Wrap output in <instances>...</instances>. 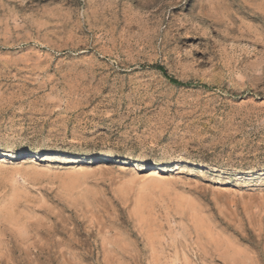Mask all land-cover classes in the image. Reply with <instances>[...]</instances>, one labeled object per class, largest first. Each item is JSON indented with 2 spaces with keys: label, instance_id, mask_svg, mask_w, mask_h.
Instances as JSON below:
<instances>
[{
  "label": "rangeland",
  "instance_id": "1",
  "mask_svg": "<svg viewBox=\"0 0 264 264\" xmlns=\"http://www.w3.org/2000/svg\"><path fill=\"white\" fill-rule=\"evenodd\" d=\"M0 152V264H264V0H0Z\"/></svg>",
  "mask_w": 264,
  "mask_h": 264
},
{
  "label": "trees",
  "instance_id": "2",
  "mask_svg": "<svg viewBox=\"0 0 264 264\" xmlns=\"http://www.w3.org/2000/svg\"><path fill=\"white\" fill-rule=\"evenodd\" d=\"M157 68H158L159 70H161V71L165 74V76H167V77L171 80V82H173L174 84H177V85H183V83H181L180 81H178V80H176V79L170 77V76L168 75V73L165 71L164 68H162V67H157Z\"/></svg>",
  "mask_w": 264,
  "mask_h": 264
},
{
  "label": "bare ground",
  "instance_id": "3",
  "mask_svg": "<svg viewBox=\"0 0 264 264\" xmlns=\"http://www.w3.org/2000/svg\"><path fill=\"white\" fill-rule=\"evenodd\" d=\"M10 154V153H9ZM8 155V154H7ZM0 157H5L4 153L0 152ZM46 157L45 160L46 161H49L51 158L50 157H47V156H44ZM73 160H67V163H72ZM155 169V168H154ZM150 170V169H149ZM153 170V169H152Z\"/></svg>",
  "mask_w": 264,
  "mask_h": 264
}]
</instances>
